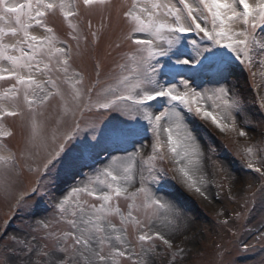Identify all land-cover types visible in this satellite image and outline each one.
<instances>
[{"label":"rangeland","instance_id":"rangeland-1","mask_svg":"<svg viewBox=\"0 0 264 264\" xmlns=\"http://www.w3.org/2000/svg\"><path fill=\"white\" fill-rule=\"evenodd\" d=\"M171 1L178 7H183L179 4V0ZM154 2L166 3L165 0H140V4H146L149 9ZM194 2L198 3V0H188L190 4ZM255 2L256 0L252 1ZM131 3L132 0H111L110 10L105 11L101 6H95L90 12L85 11L81 5L79 17L65 20L61 14H57L48 19V26L53 29L57 38V46L66 47L70 51L71 61L67 71H64L63 64L56 63L55 57L59 54H54L51 61L48 57H44L40 72L36 75L40 77L42 72L43 79L51 81L45 84V91H51L52 95L43 104L36 103L32 109H29L21 93L18 103L24 106L23 116L5 115L0 118V156L13 153L16 156V165L18 163L23 171L21 173L17 166L19 172L11 190L8 193L0 190V264H12V261L18 259L20 240H27L31 245L39 247L45 244L44 237L47 234L54 231L59 233L69 231L70 225L63 220L59 223L51 220L47 226L33 220L44 216L45 219H50L53 213L49 209L51 208L49 202L65 195L75 183H80L79 180L84 178L85 173H91L95 169L99 172L113 156H122L129 165L127 172L123 169L120 171L122 178L127 177V180L122 179L121 183L128 187V193L136 192L140 186L141 172L147 177V169L150 166H154L158 172H163L164 174L158 177V182L152 185V190L163 199L174 202L185 216L184 227L170 233L162 217L157 219L151 215L150 209L141 208L142 196L132 200L127 198L128 194L117 198L113 193V205L125 216L131 211L140 221L139 225L129 223L124 226L127 238L133 245L136 244L141 230L145 232L155 230L149 229L148 226L151 224H155L171 240L173 245L171 249L161 240H155L156 253L152 257L154 264H237L236 256L239 254L237 240L242 241L247 231H251L252 235L258 238L264 229V177L259 181L254 174L251 175L246 170L249 162L257 167L264 164L262 159L264 158V110L262 112L258 105L264 97V63H262L264 49L259 46L260 42H264V29L258 32L256 29L253 30L254 38L256 37L254 43L257 42L255 47L258 50L255 49L253 52L255 48L253 46L250 49L251 67L252 70L257 71L255 82L251 84L248 82V74L238 68L236 63L226 60L223 63L224 60L219 55L218 59L216 58L214 49L200 39H180L172 48L165 45V54L153 61L156 68L155 78L152 83L145 86L147 92L162 87L179 88L182 87L181 82H185L198 92L223 87L239 98L240 105L233 111L236 128L231 122L219 117L217 104H223V99L212 96L210 90L206 92L207 99L196 98V102L192 105V113H188L179 103L174 106L182 113L185 123L199 141L204 156L203 161L198 160L195 155L191 157L192 164H189L188 160L180 163V157L174 160L175 154L171 151L172 145L168 142V133L161 130L157 137L152 134L150 126L146 127L147 122L140 117L129 119L119 111H110L105 117L92 114L83 120L88 121L87 127H90L92 121L96 119L103 120L100 125L103 129L100 132L98 131L100 128L96 131V134L100 133V135H96V141H92L90 145V149L95 154L93 159L95 167L83 166L74 176L65 177L63 168L70 157H68L69 153H64L57 165V171L51 173L53 177L59 175L60 179L57 185L51 187L49 195L37 196L35 198L37 200L30 201L29 204H33L30 210L15 208L17 205L13 204L15 195L27 192L29 186L35 185L40 179L41 162L46 154L45 143H51L53 134L57 138L61 137L66 129H63V126H67L68 120L77 119L81 103L85 101L87 87L90 88L89 91L94 88V92L89 95L88 103L97 106V102L103 101L105 97L112 98V91L117 89L125 76H134L135 62L132 57L136 49L127 46L126 38L132 34L137 39H151V37L147 33L130 31L132 22L125 21L118 15L127 10ZM238 11H242L240 6ZM143 18L145 22L148 21L147 12L143 14ZM259 22L257 20L256 24L258 25ZM209 24H211L210 18L207 25ZM36 31L41 30L36 29ZM161 59H163L161 63H158ZM214 59L219 63L213 62ZM183 60L197 64L200 69L194 71L185 69V64L180 63ZM44 63L49 64L51 71L44 69ZM4 66L5 62H0V67ZM8 79L0 80V97H3L15 83L13 79ZM53 84L55 87L52 86ZM256 84L259 86L254 87ZM4 103L0 100V106ZM197 104L201 107L202 113L214 112L221 127L214 125L210 118L205 120L202 115L195 116ZM170 107L165 99L146 106L153 114H159ZM114 116L118 117L114 118ZM114 120H126L129 125L136 122L141 125V131L121 130L118 122H114L108 129L104 128L105 124H110ZM160 126L161 129L168 127L166 117L160 121ZM239 128L247 131L248 136L240 137ZM101 134L105 135L101 136ZM175 139L173 135V140ZM135 151H137L136 155L126 156ZM193 165L198 166L200 171H195ZM4 166L5 161L0 160V168ZM181 167L189 170V177H184L179 172ZM88 175L91 178L85 180V183L90 189L103 188L99 183L100 180L105 179L102 175L99 177ZM189 183L192 187L188 186ZM259 183L263 185L260 192L257 191ZM197 186L202 188L204 194L195 191ZM78 196L81 202L99 204V201L87 193ZM7 218H9L8 224L5 223ZM109 220L118 228L121 227L120 215L114 214ZM255 220L263 224L255 223L248 227L247 224ZM259 241L260 239L257 240ZM259 251L261 250L252 251L248 256ZM253 257L242 259L238 263L264 264V252ZM122 264H128V261L122 260Z\"/></svg>","mask_w":264,"mask_h":264},{"label":"snow or ice","instance_id":"snow-or-ice-1","mask_svg":"<svg viewBox=\"0 0 264 264\" xmlns=\"http://www.w3.org/2000/svg\"><path fill=\"white\" fill-rule=\"evenodd\" d=\"M179 4L183 7H178L171 0L168 3L154 2L149 9L146 4L141 5L140 0H132L127 10L118 13L125 21L132 22L130 31L147 33L151 39L129 37L135 45L141 46L136 49L132 57L135 62V74L133 77L125 76L120 81L117 89L112 91V98L105 97L103 101H98L95 114L98 117H105L110 111H119L129 119L140 117L149 124L152 134L157 137L161 130L168 133V142L172 145L171 151L175 154L174 160L180 157V163L188 160L189 164H192L193 155L200 161H203L204 156L199 141L185 123L182 113L175 109L176 102L183 105L188 113H192V104L196 102V98L207 99L206 92L210 90L212 96L223 99V104H217L219 117L231 122L236 128L233 111L239 107L240 100L223 87L198 92L185 82H181L182 87L179 88L162 87L147 92L145 86L152 83L155 78L156 68L153 61L165 54V45L172 48L181 37L192 35L200 36L201 40L210 41L220 48L228 49L241 64H244L245 60L242 57L249 56L255 41L253 30L256 29V21L259 20L260 26H264V0H256L255 3H250L249 0H198V3L191 4L188 0H179ZM81 5L89 12L93 11L95 6H101L105 11L110 10L112 6L111 0H75V2L74 0H23V2L0 0V62H5V66L0 67V80L10 78L15 81L8 92L0 97V100L5 102L0 106V118L5 115L23 116L24 106L18 103L21 93L29 109H32L36 103L43 104L52 95L51 91H45V84L51 81L43 79L44 73L41 72L40 77L36 73L40 72L44 57H48L51 61L54 54H59L55 57L56 63L63 64V70L67 71L71 53L66 47L57 46L58 41L53 29L48 26V19L57 14H61L65 20L79 17ZM238 6H242V11H238ZM145 12L149 16L147 22L143 18ZM209 18L211 28L206 26ZM36 29L41 31L37 32ZM259 46L264 49V42H260ZM248 62L251 64L250 59ZM180 63L186 65L189 61L183 60ZM44 69L51 71L48 63H44ZM52 86L55 87L54 84ZM162 98L166 99L171 106L170 109L153 114L145 107ZM260 107L264 109V97ZM92 109L93 105L89 102L88 112L91 113ZM79 110L84 113L83 106ZM194 115L197 117L202 115L205 120L210 118L214 125L221 127L217 115L210 111L202 113L199 104L195 108ZM165 117L168 127L161 129L160 121ZM102 121L96 119L92 121L91 127L86 125L87 130H82L80 125L84 123L83 119L74 120L71 128L61 137L57 138L53 134L51 143H45L46 154L41 162L40 179L31 187L28 195L18 197V205L30 210L33 207V204H29L30 195L48 196L51 187L57 185L60 179L59 175L53 177L51 173L57 171V165L74 137L89 132L91 140L95 142L96 131ZM248 134L244 129H238L240 137H246ZM173 135L176 137L175 141ZM136 154L137 151L126 156ZM94 155L89 147L80 149L64 165V176H74L77 170L94 159ZM0 160L5 161V166L0 168V190L8 193L19 172L16 156L9 152L5 156H0ZM247 166L264 177V164L257 167L249 162ZM193 168L195 171H200L196 165H193ZM121 169L127 172L129 165L122 156H113L99 172L95 169L91 173H85L84 178L79 180L80 183H75L65 195L51 200L49 206L53 216L50 219H45L44 216L33 221H39L47 226L51 220H56L57 223L63 220L70 225V230L47 234L44 237L45 244L39 247L31 245L27 240H20L18 259L12 261V264H122V260L128 261V264H154L152 257L156 253L155 240H161L169 249L173 246L171 240L155 224H151L148 226L149 229L155 230L150 232L141 230L136 244L133 245L127 238L124 226L129 223L139 225L140 221L131 211L125 216L113 205V193L117 198L128 194L127 198L132 200L142 196L141 208L150 209L151 215L157 219L162 217L170 233L184 227L185 216L174 202L163 199L153 192L152 185L158 182V177L163 175V172H158L154 166H150L147 169V177L141 172L140 186L136 192L128 193V187L121 183L122 179L127 180V177H121ZM179 172L184 177H189V170L186 167L179 168ZM88 174L97 177L102 175L105 179L100 180L99 183L103 188L90 189L85 183V180L91 178ZM188 186L192 187V184L189 183ZM195 191L204 194L200 186H197ZM81 193L93 196L99 204L81 202L78 196ZM114 214L121 216L119 228L109 220ZM14 239L19 238L14 237ZM48 241L52 242L48 243Z\"/></svg>","mask_w":264,"mask_h":264},{"label":"bare ground","instance_id":"bare-ground-1","mask_svg":"<svg viewBox=\"0 0 264 264\" xmlns=\"http://www.w3.org/2000/svg\"><path fill=\"white\" fill-rule=\"evenodd\" d=\"M253 0H249L250 3H252ZM166 3L170 2V0H165ZM172 2V1H171ZM173 3V2H172Z\"/></svg>","mask_w":264,"mask_h":264}]
</instances>
